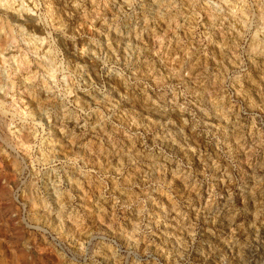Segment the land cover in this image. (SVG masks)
Segmentation results:
<instances>
[{
	"label": "rangeland",
	"instance_id": "374dc122",
	"mask_svg": "<svg viewBox=\"0 0 264 264\" xmlns=\"http://www.w3.org/2000/svg\"><path fill=\"white\" fill-rule=\"evenodd\" d=\"M6 33L0 264H264V0H0Z\"/></svg>",
	"mask_w": 264,
	"mask_h": 264
},
{
	"label": "bare ground",
	"instance_id": "6f19581e",
	"mask_svg": "<svg viewBox=\"0 0 264 264\" xmlns=\"http://www.w3.org/2000/svg\"><path fill=\"white\" fill-rule=\"evenodd\" d=\"M10 16V15H9ZM14 16V15H13ZM11 17V16H10ZM32 17V16H31ZM12 18V17H11ZM17 19V20H16ZM16 22L18 21V23L20 22V24H21V22L22 21H27V22H29L28 24L29 25H31V24H33L34 26H35V24H34V20L32 19V18H30V17H28V19H20V18H17L16 17ZM14 20V19H13ZM14 20V21H15ZM36 21V20H35ZM23 23V22H22ZM25 24V23H24ZM22 25V24H21ZM27 25V24H26ZM33 25H31V26H33ZM4 27V26H3ZM2 27V28H3ZM8 28H9V26H8ZM10 33V32H9ZM11 34V33H10ZM10 39H11V36H9L7 33L6 34H4V36H0V49L3 51V48H5V46H7L8 44H9V42H10ZM14 39V38H13ZM12 40V39H11ZM17 41V40H16Z\"/></svg>",
	"mask_w": 264,
	"mask_h": 264
}]
</instances>
